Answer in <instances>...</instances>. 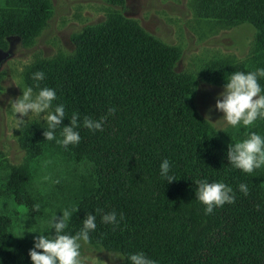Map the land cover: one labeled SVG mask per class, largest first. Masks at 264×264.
Listing matches in <instances>:
<instances>
[{"label": "trees", "instance_id": "obj_1", "mask_svg": "<svg viewBox=\"0 0 264 264\" xmlns=\"http://www.w3.org/2000/svg\"><path fill=\"white\" fill-rule=\"evenodd\" d=\"M203 1L212 12L210 19L220 25H253L257 36L249 64L264 68V0ZM107 2L123 10L126 0ZM32 3H21L26 16L37 15ZM120 10L75 36L71 54L35 63L24 76L34 94L44 87L55 89L53 108L63 104L66 112L62 126L69 125L73 112L80 114V142L62 148L75 162L90 165L94 183L72 206L78 211L66 232L75 234L87 215H96L90 244L120 253L125 264L139 252L156 264H264V194L258 176L229 164L228 147L210 136L205 121L186 101L190 87L175 70L176 50ZM17 34L22 37L25 31ZM38 71L45 74L39 82L32 79ZM109 108L115 113L109 115ZM85 116L104 117L103 131L84 128ZM47 127V121H32L20 138L22 148L45 142ZM165 159L177 181L167 183L160 175ZM199 180L230 186L235 202L205 215L195 195ZM241 183L248 186V195L239 191ZM113 211L118 220L123 215L115 229L101 222L103 214ZM33 246L15 240L10 222L0 218V264H31Z\"/></svg>", "mask_w": 264, "mask_h": 264}, {"label": "rangeland", "instance_id": "obj_2", "mask_svg": "<svg viewBox=\"0 0 264 264\" xmlns=\"http://www.w3.org/2000/svg\"><path fill=\"white\" fill-rule=\"evenodd\" d=\"M20 1L0 0V48L8 53L0 62V218L10 222L15 240L34 243L38 235L52 230L54 216L60 217L80 197L87 196L94 174L88 163L75 162L56 140H45L30 150L22 148L20 138L27 126L32 121H46L47 113L39 117L29 114L17 128L15 118L21 117L15 116L10 101L22 95L30 67L71 54L75 36L120 9L109 6L107 0H44L42 5L32 0L37 12L32 17L21 10V3L28 0ZM123 8L120 11L126 18L176 50L175 70L190 87L186 101L205 121L216 142L228 147L250 132L264 136V119H258L252 128H233L215 109L216 98L232 74L229 69L256 70L249 64L257 36L253 25H220L210 19L212 12L203 0H126ZM40 10L43 13L38 15ZM18 30H24V36L18 35ZM259 82L264 88V78ZM206 115H210L209 122ZM253 173L264 194V166ZM27 203L31 204L28 209ZM37 204L38 211L34 208ZM81 253L84 264H125L122 256V260H112V252L99 246L83 245Z\"/></svg>", "mask_w": 264, "mask_h": 264}, {"label": "clouds", "instance_id": "obj_3", "mask_svg": "<svg viewBox=\"0 0 264 264\" xmlns=\"http://www.w3.org/2000/svg\"><path fill=\"white\" fill-rule=\"evenodd\" d=\"M43 72H36L32 79L39 82L44 80ZM264 78V68L256 69L250 72H234L229 76L225 83L224 90L216 98L215 109L223 113V120L233 128L243 126L252 128L258 119H264V88L261 87L259 80ZM39 88V84L36 85ZM57 99L55 89L44 87L34 94L32 87H25L22 95L10 101L14 114H19L21 119L15 118L16 127L19 128L26 121L23 117L29 114L44 117L47 121V130H44L43 136L47 141L56 140L57 144L67 148L69 145L78 144L80 135L77 131L81 127V118L78 112H73L68 126H62V121L66 118L65 107L63 104L53 108V101ZM115 108H109L108 114L112 115ZM211 111V110H209ZM209 122L210 115L205 116ZM105 118L94 120L85 116L82 120V126L92 132L103 131ZM62 126V127H61ZM61 127L60 136L62 139H56V129ZM227 159L234 168L243 173L252 174L254 170L264 166V136L256 132H250L241 142L228 146ZM171 164L165 159L160 164V175L167 183L177 181L170 175ZM198 187L195 191L196 199L204 205L205 215L213 213L214 208L222 207L225 204L235 202V193L230 186L222 182L209 183L206 180L196 182ZM239 191L248 195V186L244 183L239 185ZM38 211L40 205H34ZM78 211V207L65 209L60 217L54 216L50 227L54 230V235H38L34 241L33 248L28 255L31 264H84L81 248L83 245L91 243L90 233L96 230V215L89 214L83 220L82 229L75 234H68V228L71 217ZM98 214L102 209L96 210ZM120 220H123L121 214L117 219L115 211L103 214L101 222L112 224L119 227ZM112 260L121 259V254L110 253ZM128 259L131 264H156V262L146 256L143 252L131 254Z\"/></svg>", "mask_w": 264, "mask_h": 264}, {"label": "water", "instance_id": "obj_4", "mask_svg": "<svg viewBox=\"0 0 264 264\" xmlns=\"http://www.w3.org/2000/svg\"><path fill=\"white\" fill-rule=\"evenodd\" d=\"M8 55L7 52H4L2 49H0V62Z\"/></svg>", "mask_w": 264, "mask_h": 264}]
</instances>
